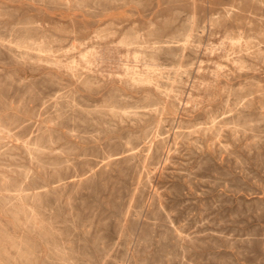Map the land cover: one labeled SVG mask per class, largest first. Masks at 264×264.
I'll return each mask as SVG.
<instances>
[{
    "label": "rangeland",
    "instance_id": "rangeland-1",
    "mask_svg": "<svg viewBox=\"0 0 264 264\" xmlns=\"http://www.w3.org/2000/svg\"><path fill=\"white\" fill-rule=\"evenodd\" d=\"M0 264H264V0H0Z\"/></svg>",
    "mask_w": 264,
    "mask_h": 264
}]
</instances>
